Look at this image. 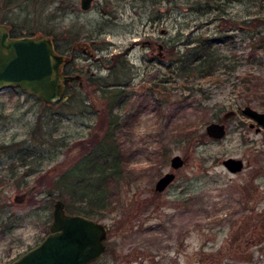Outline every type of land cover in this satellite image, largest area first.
<instances>
[{"label": "rangeland", "instance_id": "1", "mask_svg": "<svg viewBox=\"0 0 264 264\" xmlns=\"http://www.w3.org/2000/svg\"><path fill=\"white\" fill-rule=\"evenodd\" d=\"M197 1L93 0L84 10L82 0H0V23L21 36L52 37L68 58L63 70L83 79V87L64 84L51 105L18 87L0 89V264L43 240L58 199L72 209L105 203L88 216L107 228L106 254L91 264H264V130L239 112L264 107L232 89L247 71L264 80V41L254 38L253 48V30L242 24L264 15V0H233L223 14L233 25L197 11ZM228 26L231 38L217 48L236 68L221 84H185L184 43ZM102 95L114 104L115 147L101 123ZM230 110L237 114L223 121L227 136L209 138L207 125ZM177 154L185 165L174 170ZM229 157L245 169L230 172ZM112 164L118 177L109 175ZM72 170L69 183H56ZM167 172L177 178L159 193Z\"/></svg>", "mask_w": 264, "mask_h": 264}, {"label": "water", "instance_id": "2", "mask_svg": "<svg viewBox=\"0 0 264 264\" xmlns=\"http://www.w3.org/2000/svg\"><path fill=\"white\" fill-rule=\"evenodd\" d=\"M92 1L82 0V9H90ZM87 51L88 48H85L84 52ZM67 62L68 58L56 50L52 37H12L10 27L0 23V89L18 87L46 104H54L61 99L64 84L81 79L80 75L63 72ZM242 113L256 123L257 131L264 128V111L246 105ZM233 114L234 111L226 112L224 119ZM206 133L209 138L223 139L227 135L226 125L210 123ZM223 164L232 173L241 172L244 168V161L240 158L229 157ZM183 165L181 156L172 157L171 166L174 170ZM175 177L174 172L164 175L156 182L155 189L163 192ZM24 197L22 195L17 201ZM52 219L49 232L43 240L11 264H91L105 252L107 228L103 223L86 215L68 213L61 199L54 204Z\"/></svg>", "mask_w": 264, "mask_h": 264}, {"label": "trees", "instance_id": "3", "mask_svg": "<svg viewBox=\"0 0 264 264\" xmlns=\"http://www.w3.org/2000/svg\"><path fill=\"white\" fill-rule=\"evenodd\" d=\"M232 1L233 0H198L196 2V5L198 6L197 11L205 12V13H213L214 14L213 16H215L216 21L221 20L224 23H226V25L228 23L233 25L235 24L236 20L232 17H225L223 15L226 12V7ZM244 23L249 27L250 30H253L252 31L253 33L252 45H253V48L257 49L256 44L258 45V42H256V39L254 38L264 41V29H260L261 27H264V15L253 14L250 19L244 21L242 24ZM224 30L225 29H223L222 27L217 28V31H216L217 33L214 34V36H200V37H196L195 39L184 43L186 47H185L184 53L181 56H179L178 60L181 64L178 70L180 69L183 70L181 74L183 76L185 84H187L188 82L195 83L194 81L196 80L208 81V82L211 81V83H213L214 81L215 84H218V83L221 84L222 77H224L229 72H231V70L236 68V65H233L234 60L231 59L232 57L230 55L220 53L217 48V46H219L222 43H228V41L231 38L230 37L231 35H228V33H226L229 30H231L229 26H228V29H226L225 31ZM11 36L20 37L21 35H18L14 31H11ZM173 49H174V46L171 47V50ZM111 65H114V64H111ZM112 69L115 70L114 66L112 67ZM247 72L248 73H245L246 74L245 76L240 77L238 79V82L232 85V89L235 92V94L238 96L237 99H240L242 102H245L246 104L257 103V105H259L260 107H264V102L261 103L258 101L259 100L258 98H260V96L264 94V80H262L260 77L255 76L254 72L253 73L250 71H247ZM66 73L71 74L67 71ZM86 83L87 84L85 85L87 87H92L91 79L87 78ZM123 92L124 91L122 90H118L117 94H113L114 99L118 97L117 99L118 105L124 102V100L122 99V96H124ZM100 99H101V103L105 110L101 112V114L104 116V118H102L101 123L105 121L104 128L106 129V137H108L110 133L109 131L111 130L110 137L112 138H109V139L113 141L114 140L113 129H115L114 127L116 126V122H115L116 119L112 115L114 104L111 101L110 97H108L107 95L100 96ZM185 127L186 126H184L183 128L185 129ZM191 134L192 132L190 133L188 132L186 137L191 136ZM96 137H97L96 135H93L89 139L88 143L92 144L96 140ZM114 142L115 141L112 142V146L115 147ZM117 168H118L117 164L115 165L112 164L110 166L109 175L118 177L117 175H119V170ZM74 174H75L74 170L65 172V174H63L61 178H59L56 181V183L58 185L62 183H69V181H71V179L74 177ZM98 189L99 188H97V193L99 192ZM97 193L96 192L93 193V196L92 194L91 195L89 194V195L90 197L91 196L94 197ZM78 194H81V197H82L83 192H79ZM76 196H77L76 194L72 195L73 198H75ZM81 201L83 202L82 199ZM89 203L93 205L95 208L91 207V209L84 210L83 208L82 209H72V208H68L69 206H66V210L70 213H75L76 211L77 213L84 214L86 216H92L100 211L96 209L97 206H99L100 209H102L101 206L103 207L105 206L104 205L105 203L102 200H99L96 203H91V202Z\"/></svg>", "mask_w": 264, "mask_h": 264}, {"label": "flooded vegetation", "instance_id": "4", "mask_svg": "<svg viewBox=\"0 0 264 264\" xmlns=\"http://www.w3.org/2000/svg\"><path fill=\"white\" fill-rule=\"evenodd\" d=\"M245 106H246V105H245ZM230 111H234V113H235V114H233L231 117H234V116L237 114V111H236V110H230ZM239 112L242 113V108L239 110ZM224 115H225V114H224ZM231 117H229V118H231ZM229 118H228V119H229ZM225 120H227V119H224V116H223V120H222L220 123H224V124L226 125V123L223 122V121H225ZM252 124H253L254 126H252ZM250 127H251V128H255V131H256L257 133H261V132L264 130V128H262V130L257 131V128H258V127H257L256 123H255L253 120H252V122L250 123ZM226 129H227V126H226ZM206 134H207V133H206ZM207 136H208V135H207ZM226 136H227V135H226ZM165 152H166V151H165ZM164 154H165V153H164ZM177 155H178V154H177ZM179 156H181V155H179ZM181 158L184 160V165H185V159H184L182 156H181ZM240 159H241V158H240ZM242 160H243V159H242ZM243 161H244V160H243ZM184 165H183V166H184ZM179 169H180V168H179ZM244 169H245V162H244V168H243V170H244ZM177 170H178V169H177ZM243 170H242V171H243ZM168 173H173V172H167V173H165L164 175H166V174H168ZM174 173H175V172H174ZM164 175H162L161 177H163ZM175 176H176V177H175L174 181H175L176 178H177L176 173H175ZM161 177H160V178H161ZM160 178H159V179H160ZM159 179H158V180H159ZM158 180H157V181H158ZM174 181H173L171 184H173ZM171 184H170V185H171ZM155 185H156V184H155ZM170 185H169V186H170ZM169 186H168L167 188H169ZM167 188H166V189H167ZM166 189H165V190H166ZM155 190H156V189H155ZM165 190H164V191H165ZM156 191H157V190H156ZM164 191H163V192H164ZM157 192H159V191H157ZM159 193H162V192H159ZM107 249H108V244H107V242H106V250H105V252H104L105 254H106ZM104 253H103V254H104Z\"/></svg>", "mask_w": 264, "mask_h": 264}, {"label": "bare ground", "instance_id": "5", "mask_svg": "<svg viewBox=\"0 0 264 264\" xmlns=\"http://www.w3.org/2000/svg\"><path fill=\"white\" fill-rule=\"evenodd\" d=\"M101 118H102V116H101Z\"/></svg>", "mask_w": 264, "mask_h": 264}]
</instances>
